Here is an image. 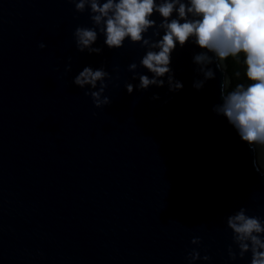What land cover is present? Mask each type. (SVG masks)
<instances>
[{"label": "water", "instance_id": "1", "mask_svg": "<svg viewBox=\"0 0 264 264\" xmlns=\"http://www.w3.org/2000/svg\"><path fill=\"white\" fill-rule=\"evenodd\" d=\"M88 23L71 0H0V264H187L194 247L226 264L225 217L242 204L264 215V174L211 111L220 74L192 88L186 45L173 55L182 90L129 94L142 50L81 52L73 30ZM101 62L113 79L96 106L72 78Z\"/></svg>", "mask_w": 264, "mask_h": 264}, {"label": "clouds", "instance_id": "2", "mask_svg": "<svg viewBox=\"0 0 264 264\" xmlns=\"http://www.w3.org/2000/svg\"><path fill=\"white\" fill-rule=\"evenodd\" d=\"M76 12H87L90 23L73 30L76 48L100 54L104 48L125 44L142 50L127 64L131 79L124 87L136 89L167 87L169 93L184 88L176 75L173 55L191 46V87L203 89L218 81V99L211 111L222 117L250 150L251 164L264 174V0H71ZM39 47H45L43 41ZM71 59V57H69ZM119 65H113L117 70ZM71 69V64L65 70ZM119 75L117 71V76ZM73 83L90 95L94 105L110 103L105 90L113 79L104 62L84 64ZM151 99H160L153 92ZM232 243L227 245L226 264H264V215L240 205L225 217ZM201 237L192 236L199 244ZM235 246V247H234ZM187 264H211L212 256L199 248L185 255Z\"/></svg>", "mask_w": 264, "mask_h": 264}]
</instances>
